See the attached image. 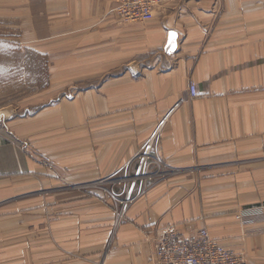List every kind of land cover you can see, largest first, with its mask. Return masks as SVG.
Here are the masks:
<instances>
[{"label":"crops","instance_id":"1","mask_svg":"<svg viewBox=\"0 0 264 264\" xmlns=\"http://www.w3.org/2000/svg\"><path fill=\"white\" fill-rule=\"evenodd\" d=\"M115 6L0 4L46 59L49 102L0 125V264H152L156 240L200 230L264 264V0H162L126 25ZM151 142L167 174L113 202Z\"/></svg>","mask_w":264,"mask_h":264},{"label":"built area","instance_id":"2","mask_svg":"<svg viewBox=\"0 0 264 264\" xmlns=\"http://www.w3.org/2000/svg\"><path fill=\"white\" fill-rule=\"evenodd\" d=\"M114 1L116 4L115 15L118 23L123 25L148 22L153 16V11L162 4V0ZM188 91L191 98L197 96L194 83H190ZM138 155L135 158L136 160L140 159L137 171L134 174L127 173L121 179L116 180L113 185L130 184L128 192L138 187L136 196L139 197L145 193L151 182L161 179L167 172H165L166 166L158 156L157 148L153 142ZM110 196L117 201L120 195L110 194ZM128 202L129 198L126 197L120 204L126 205ZM243 214H238L236 219L241 220ZM152 246V264H247L241 255L221 247L209 237L205 230H200L196 236L189 238L180 237L171 232L156 240Z\"/></svg>","mask_w":264,"mask_h":264},{"label":"rangeland","instance_id":"3","mask_svg":"<svg viewBox=\"0 0 264 264\" xmlns=\"http://www.w3.org/2000/svg\"><path fill=\"white\" fill-rule=\"evenodd\" d=\"M3 1L0 0V4ZM21 36L22 31L18 21L0 18V115L2 118L0 125L9 119L31 116L41 106L49 103L42 99L44 91L48 89L46 59L37 54L33 47L23 45L20 42ZM115 181L107 183L108 190L105 192L113 202H122L126 199L131 185L126 183L113 185ZM95 187H98V183ZM110 194L120 196L115 201ZM33 202V198H28L23 204ZM31 208L33 207L29 209ZM39 216L35 214L25 216L28 231L22 234L27 233L28 241L35 239V231H31L30 224L37 221L36 217ZM12 234L16 235L18 231H12ZM31 248L33 249V246Z\"/></svg>","mask_w":264,"mask_h":264},{"label":"water","instance_id":"4","mask_svg":"<svg viewBox=\"0 0 264 264\" xmlns=\"http://www.w3.org/2000/svg\"><path fill=\"white\" fill-rule=\"evenodd\" d=\"M172 47H173V42L172 41H170L169 42V44H168V51H171L172 50ZM2 122V118H1V116H0V123Z\"/></svg>","mask_w":264,"mask_h":264},{"label":"snow or ice","instance_id":"5","mask_svg":"<svg viewBox=\"0 0 264 264\" xmlns=\"http://www.w3.org/2000/svg\"><path fill=\"white\" fill-rule=\"evenodd\" d=\"M174 35V34H173Z\"/></svg>","mask_w":264,"mask_h":264}]
</instances>
